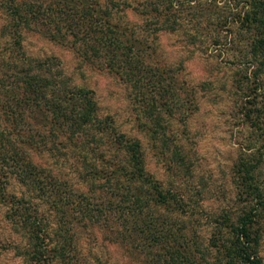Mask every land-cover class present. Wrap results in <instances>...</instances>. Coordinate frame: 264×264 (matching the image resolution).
<instances>
[{
	"label": "trees",
	"instance_id": "trees-1",
	"mask_svg": "<svg viewBox=\"0 0 264 264\" xmlns=\"http://www.w3.org/2000/svg\"><path fill=\"white\" fill-rule=\"evenodd\" d=\"M214 2L203 8L201 0H0V167L21 185L19 197L8 199V215L26 236L28 264H81L76 252L88 228L123 246L137 264H261L264 0ZM28 31L117 77L165 171L180 179L188 177L189 161L171 124L184 123L197 104L192 85L153 59V40L168 32L195 46L224 45L227 62L239 67L230 87L239 94L250 144L231 166L240 207L234 218L210 216L205 246L183 232L198 214L192 197L199 190L147 172L139 139L100 116L89 89L70 85L55 58L24 51ZM174 221L181 226L173 229ZM207 246L215 248L213 258H204Z\"/></svg>",
	"mask_w": 264,
	"mask_h": 264
},
{
	"label": "rangeland",
	"instance_id": "rangeland-1",
	"mask_svg": "<svg viewBox=\"0 0 264 264\" xmlns=\"http://www.w3.org/2000/svg\"><path fill=\"white\" fill-rule=\"evenodd\" d=\"M214 1L218 2L201 0L200 5L203 8H214ZM127 18L132 23H138L134 22L136 18L131 13L127 12ZM199 25L203 27V23ZM153 42V59L173 70L178 79L185 80L194 90L196 109L188 115L184 123L179 121L171 124V134L185 147L189 161L188 177L184 179L177 178L178 176L170 178L165 171L163 162L157 157L156 148L152 147V142L138 124V118H142L137 115V106L117 77L80 60L66 45L29 31L23 32L21 37L22 47L27 54L55 58L57 67L70 85L84 87L92 92L100 116H111L120 131L139 139L147 172L162 182L175 178L174 183L186 180V184H190L188 188L199 190L200 195H196V198L192 191L194 202L199 204L198 214L192 216L183 232L202 248L212 235V219L223 212L234 218L240 207L236 198L234 199L231 166L236 156L246 150L250 143L246 138L245 124L237 111L239 94L230 87V76L239 67L227 62L230 58L223 53L224 45L214 46L208 41L195 46L187 43L180 34L168 32L157 33ZM219 42L222 44L223 37ZM179 94L181 97L178 98L182 100V93ZM257 144L255 143L256 146ZM20 191L21 185L6 173L5 168L0 167V192L5 196L0 197V264H28L26 255L23 254L28 249L26 236L12 223L8 215L11 201L19 197ZM10 196L11 201H8ZM37 210L42 218L46 217L41 205ZM260 224L258 254L261 264H264V211L259 226ZM177 225L181 226L178 221H174L172 228H177ZM79 240L76 255L79 256L81 264H94L92 257H97L106 264L138 262L137 258L132 260L128 256L123 246L106 239L92 228L82 232ZM207 248L209 249L204 258H213L215 248ZM45 259L49 260L47 256Z\"/></svg>",
	"mask_w": 264,
	"mask_h": 264
}]
</instances>
